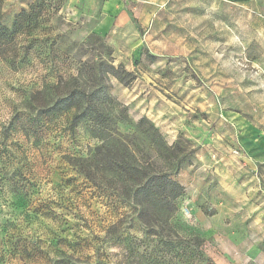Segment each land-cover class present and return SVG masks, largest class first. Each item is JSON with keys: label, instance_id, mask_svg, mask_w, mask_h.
Returning a JSON list of instances; mask_svg holds the SVG:
<instances>
[{"label": "rangeland", "instance_id": "obj_1", "mask_svg": "<svg viewBox=\"0 0 264 264\" xmlns=\"http://www.w3.org/2000/svg\"><path fill=\"white\" fill-rule=\"evenodd\" d=\"M36 1L4 0V24ZM44 9L11 49L15 62L0 57V264H264V0H45ZM84 63L131 73L129 84L109 75L104 106L140 163L160 142L175 148L173 166L159 160L175 173L180 159L174 247L146 232L108 164L96 184L80 173L73 159L102 144L92 121L72 130V114L38 116L37 92ZM144 118L159 135L139 126Z\"/></svg>", "mask_w": 264, "mask_h": 264}, {"label": "trees", "instance_id": "obj_2", "mask_svg": "<svg viewBox=\"0 0 264 264\" xmlns=\"http://www.w3.org/2000/svg\"><path fill=\"white\" fill-rule=\"evenodd\" d=\"M3 2L4 0H0V57L12 63L15 61L8 55L12 52L11 49L15 48L13 52L16 51L18 39L32 36L39 28L40 19L46 10L45 0H37L28 11H22L11 27H7L2 20ZM32 47L28 46L25 49L24 58H31V54L36 52ZM13 55L16 56V53ZM108 68V65L104 64L96 66L84 63L77 76L61 77L54 84H45L43 89L37 92L41 97V105L37 109L38 116L72 114V130L82 122L92 121L95 133L102 144L91 151V157L73 159L79 164L80 173L96 184L97 170L101 172L108 164L112 179L122 182L120 184L124 188V193L121 197L131 201L138 208V220L146 232L158 237L165 246L174 247L177 244L174 221L179 211V201L184 195V187L175 175L180 168V159L174 165L175 173L170 172L167 166L160 165V159L170 166H173V161L177 159L175 148L160 142L161 145L150 147L152 150L148 154L151 157L150 162L142 164L136 152L124 143L123 136L111 129L112 120L104 106V99L107 96L106 80L113 74L122 83L129 84L127 78L132 75L125 69L123 72L126 75L123 76L114 67H110L111 71ZM139 126L159 135L158 129L145 118L140 121ZM189 154H193V151ZM123 172L126 174L124 180ZM57 264H111V262L101 256L94 261L68 257Z\"/></svg>", "mask_w": 264, "mask_h": 264}, {"label": "built area", "instance_id": "obj_3", "mask_svg": "<svg viewBox=\"0 0 264 264\" xmlns=\"http://www.w3.org/2000/svg\"><path fill=\"white\" fill-rule=\"evenodd\" d=\"M186 213H187V214H189V213H190V211H189L188 209H186Z\"/></svg>", "mask_w": 264, "mask_h": 264}]
</instances>
